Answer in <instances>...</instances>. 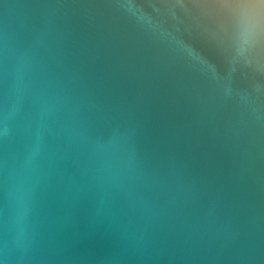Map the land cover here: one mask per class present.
Returning a JSON list of instances; mask_svg holds the SVG:
<instances>
[{
  "label": "water",
  "instance_id": "obj_1",
  "mask_svg": "<svg viewBox=\"0 0 264 264\" xmlns=\"http://www.w3.org/2000/svg\"><path fill=\"white\" fill-rule=\"evenodd\" d=\"M0 264H264V35L223 0H0Z\"/></svg>",
  "mask_w": 264,
  "mask_h": 264
},
{
  "label": "clouds",
  "instance_id": "obj_2",
  "mask_svg": "<svg viewBox=\"0 0 264 264\" xmlns=\"http://www.w3.org/2000/svg\"><path fill=\"white\" fill-rule=\"evenodd\" d=\"M223 4L235 10L246 37L264 35V0H223Z\"/></svg>",
  "mask_w": 264,
  "mask_h": 264
}]
</instances>
